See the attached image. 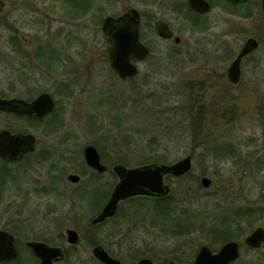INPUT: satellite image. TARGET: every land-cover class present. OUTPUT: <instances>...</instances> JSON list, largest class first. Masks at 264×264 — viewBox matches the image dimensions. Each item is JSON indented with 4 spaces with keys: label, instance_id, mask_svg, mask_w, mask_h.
<instances>
[{
    "label": "rangeland",
    "instance_id": "rangeland-1",
    "mask_svg": "<svg viewBox=\"0 0 264 264\" xmlns=\"http://www.w3.org/2000/svg\"><path fill=\"white\" fill-rule=\"evenodd\" d=\"M2 1L0 94L52 95L55 107L45 122L51 124L53 159L62 163L64 175L53 183L52 196L39 191L24 196L18 192L23 185L0 197V227L22 242V253L27 240L55 241L52 237L65 227L89 224L117 182L113 165L173 164L187 155L190 171L182 177L167 175L165 181L171 187L168 200L196 214L198 222L190 230L176 234L181 229L171 227L167 216L164 225L157 222L149 198L122 205L135 212L137 221L149 224L150 255L193 260L201 245L215 250L235 240L242 246L245 235L257 226L264 228L261 0H248L244 7L225 4V12L213 8L197 25L184 13L172 18L180 45L152 39L150 56L130 80L119 78L109 65L102 22L132 5L156 18L172 17L161 5L167 0ZM251 36L259 46L243 59L240 82L233 85L225 78L222 83V72ZM6 126L45 138L44 126L0 115V129ZM89 144L107 165L105 173L97 175L85 165L83 150ZM70 173L78 174L80 182L70 184ZM204 176L211 180L207 188L200 184ZM94 193L100 197L87 195ZM247 208L255 213L248 216ZM74 209L80 215L77 222ZM179 209L172 216L178 218ZM52 216L61 221L52 222ZM221 228L228 232L224 237L217 233ZM253 261L264 264V244L256 251L243 249L238 262Z\"/></svg>",
    "mask_w": 264,
    "mask_h": 264
},
{
    "label": "flooded vegetation",
    "instance_id": "flooded-vegetation-1",
    "mask_svg": "<svg viewBox=\"0 0 264 264\" xmlns=\"http://www.w3.org/2000/svg\"><path fill=\"white\" fill-rule=\"evenodd\" d=\"M148 1H151V0H148ZM156 1L157 0H152L153 3ZM204 1H206V3L209 6V9L207 11L198 10L196 7L191 5L188 0H167L166 4H161V5L165 6L164 8L167 9L168 14L170 16L172 15V17H166V18L153 17L149 14H146L144 10L137 8L134 5L128 7L124 12L113 16V17H118L126 12H129L131 9H136L139 14L138 38H139V41L148 49L149 54L143 59L132 58L131 62L137 67L138 72H139V66L141 65V63H143L151 54L150 41L152 39H156V40L162 39V40H169V41L171 40L173 41L175 45L177 46L180 45L182 40H181V37L176 33L175 27L173 26V23L171 21L172 18L173 19L177 18L178 16L184 13L186 17L190 19L191 24L197 25L198 22H201V18L207 15L213 8H220L222 9V11L225 12V4H228L230 6L239 5V6L244 7L248 0H245V1L204 0ZM3 5H4V2H3ZM76 6L78 7L77 9L80 10L79 2L77 3ZM82 7L83 9L86 8L84 6ZM261 7H262V0H261ZM157 22H162L171 30L172 32L171 37H162L161 35L158 34L157 29H156ZM101 31H102V26H101ZM175 37L179 38L178 42L175 41ZM251 37L256 39L253 36ZM247 39H245L241 48L243 47ZM106 40L108 41L107 38ZM257 43H258L257 45V48H258L259 46L258 40H257ZM109 46H110V43H109ZM257 48L250 51L248 54L242 57L241 62H240V79L242 76L243 59L245 57L248 58L249 56H252L254 52L257 50ZM108 51H109V48L107 50V56H108ZM223 56L225 57V54ZM229 66L226 68V72L224 70V72H222L221 74L222 83H225V78L227 79L229 83H231L227 77V70ZM115 74L117 73L115 72ZM135 76L125 78V79L121 78V79L130 80V79H133ZM240 79L237 83H231V84L233 85L238 84L240 82ZM31 94L25 97H8V96L0 94V99L17 98V99H23L26 102H30L40 95L38 94V95L33 96ZM50 113H48L47 115L43 117H37L35 115H26V114H21V113H16V112H7V111L0 110V115L10 117L15 122H18L23 119L35 125L40 124L41 126H44L43 130L45 131V138L41 139L37 136L35 131H30V130L26 131V130H22L21 128L15 129L9 126H6L5 128L0 129V133L2 131H7L9 136H15V135L31 136L32 137L31 140L33 141V148L30 150L20 152L18 156L3 157L0 155V197H2L3 194L9 191V189L14 188V187L15 188L17 187L16 189H20L23 185H25L23 186L24 189H21L18 192L19 194L22 193L24 196L27 195L28 193H33L34 191L35 192L39 191L41 193H45L47 196H52L53 185H54L53 183L55 182V180L61 181L64 179V175L62 173L63 169L61 167L62 163L58 160L53 159V149L54 148H53L52 142L49 137L51 134L49 132L53 130H52L51 124L47 121L45 122V118ZM100 159H101V156H100ZM84 163L87 166V168H90L91 170H93L95 174L97 175L105 173L108 169L107 167L104 172H98L97 170L89 167L85 159H84ZM112 170H113V167H112ZM70 174H75V173H70ZM70 174H67L66 176V180L70 184L75 185L80 182V176L78 174H76L79 176V179L77 182H72L69 179ZM116 178L118 182L119 181L118 175L116 176ZM115 185L113 186V188L115 187ZM112 190L110 191L109 197L111 195ZM87 195L91 197L92 196L100 197L98 193L97 194L94 193L91 195L87 194ZM167 196L168 195L154 196V195L140 194V195H134V196L128 197L118 202L115 213L112 216H107L98 222H94L93 220L97 218L99 214L102 212L104 205L109 199L108 197V199L106 200L104 205L101 207V209L90 219L89 224L76 226V227H71V226L65 227L63 232H60L58 235H55L52 237L53 240L55 241H52L51 238H44L40 240H27L24 242L25 251L23 253L20 249V244L22 242L18 240L15 234L9 229H7L6 227H0V231L7 232L8 234L12 236L13 247L16 250V257L0 258V264H42L41 258L29 246L28 244L29 242H41L50 248L60 249V251L56 253L55 255L49 253L48 258L51 264H150V263L151 264H179V262L181 261H185L188 264H194L196 257L200 249L203 246L208 247L212 253H217L225 243L229 241H235V240L226 241L219 248L215 250L213 248H210L208 245H201L199 249L197 250V252L195 253L193 260L191 257L183 260V258L179 256H175L174 260H169V259L165 260L162 258L160 260L157 258V256L153 255L154 253L150 255L151 245H150L149 240L147 239L149 235V232H148L149 224H145L146 223L145 219H139L137 221L134 217L135 212L132 209L131 210H128L125 208L122 209V205L126 201L142 199L140 197H144V199L149 198L148 200L152 201L153 205L155 206V210L157 211V216H156L157 222L158 220H160L161 223L164 225L167 222V217H166L167 214L165 212V197ZM53 211H54L53 209L48 210L50 214H52ZM62 211H63L62 216L65 217L66 211L64 210ZM72 211L76 213L75 215H73L74 220L76 222L79 221L80 219L79 213L76 211V209ZM54 217L55 216L51 217L52 222L61 221L57 218L58 216H56L55 218ZM168 220L171 221L172 219L168 217ZM157 224L158 223H155V225ZM190 227L191 226L187 227V229L190 230ZM257 227H261V226H257ZM163 229L164 227H162V230ZM69 230H73L76 233L77 235L76 241H69V235H68ZM247 235H245V237L243 238L242 246L237 241H235L238 246L239 256L236 259L230 261L228 264H240V262L238 261L241 258L243 249L250 250V251H256V250H259L264 244V241H263L259 247H252V246L247 245L245 243V238ZM4 243H6V241H4ZM151 250H153V248H151ZM249 264H261V263L257 261H253Z\"/></svg>",
    "mask_w": 264,
    "mask_h": 264
},
{
    "label": "water",
    "instance_id": "water-1",
    "mask_svg": "<svg viewBox=\"0 0 264 264\" xmlns=\"http://www.w3.org/2000/svg\"><path fill=\"white\" fill-rule=\"evenodd\" d=\"M191 5L200 11H207L208 4L204 0H188ZM245 1V0H233ZM3 2L0 0V12ZM262 10L264 12V0H262ZM139 14L136 9H131L118 17L106 16L102 23V32L108 39L110 46L108 60L110 67L120 78L133 77L138 73L137 67L131 62L132 58L143 59L148 54V49L138 38ZM156 29L162 37H171V30L162 22H157ZM175 41H179L175 37ZM257 40L250 37L231 62L227 77L230 82L237 83L240 79V62L243 56L257 48ZM55 101L53 97L43 92L30 102L23 99L11 98L0 99V110L16 112L26 115L43 117L53 111ZM31 136L15 135L9 136L7 131L0 133V155L3 157L18 156L20 152L33 148ZM83 156L87 165L98 172H104L107 166L101 162L100 154L94 145H86ZM192 159L187 155L173 164L150 163L137 167H126L123 164H115L113 171L118 175L119 181L113 188L111 195L104 205L102 212L93 221L98 222L107 216L115 213L118 202L134 195H154L166 196L171 188L166 183L165 177L172 175L181 177L186 175L191 169ZM69 179L77 182L79 176L70 174ZM200 184L207 188L211 184L208 177L200 178ZM69 241H76L77 235L73 230L68 231ZM6 241V243H4ZM13 238L10 234L0 231V258L16 257V250L13 247ZM264 241V228L257 227L245 238V243L252 247H259ZM29 246L41 258L42 264H51L49 253L55 255L60 251L58 248H50L41 242H29ZM239 256L238 246L235 241L225 243L217 253H212L210 249L203 246L194 264H228ZM151 264V263H150Z\"/></svg>",
    "mask_w": 264,
    "mask_h": 264
},
{
    "label": "trees",
    "instance_id": "trees-1",
    "mask_svg": "<svg viewBox=\"0 0 264 264\" xmlns=\"http://www.w3.org/2000/svg\"><path fill=\"white\" fill-rule=\"evenodd\" d=\"M169 198H170L169 195L167 197H165V212L167 214V217L172 219L171 221H169L170 226L173 227L174 229L180 228L181 231L179 233H176V234H180L181 232H183L182 230H186L187 227H189L193 224H196L198 222V218H197L196 214L193 215V214L189 213L188 209L186 207L178 206V205L171 203V201L168 200ZM179 207L182 208V209L180 208L181 213L179 215V217H181V218H179V217L177 218V217L172 216L171 211L177 210V209H179ZM247 209L245 211H246L248 216L255 213L253 210H251L249 208H247ZM190 216H191V218H190ZM223 223L224 222H222V224ZM217 233L220 234L222 237H224L228 232L226 230H224L223 228H221V229L217 230Z\"/></svg>",
    "mask_w": 264,
    "mask_h": 264
}]
</instances>
